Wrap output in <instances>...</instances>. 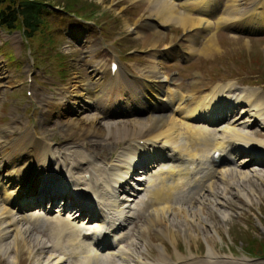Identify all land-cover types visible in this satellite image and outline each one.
Listing matches in <instances>:
<instances>
[{"label": "bare ground", "instance_id": "6f19581e", "mask_svg": "<svg viewBox=\"0 0 264 264\" xmlns=\"http://www.w3.org/2000/svg\"><path fill=\"white\" fill-rule=\"evenodd\" d=\"M238 1L144 0L147 4V18L133 21L128 25L131 31H135V34L142 35L144 47L149 48L146 56L150 63L146 68L136 67L139 76L127 78L128 70L117 62L116 57H113V61L117 64L116 68L111 71L102 62H94L92 51H88L90 57L87 62L92 68V78L83 86L82 84H80L81 86L73 85L72 96L66 97L71 111L77 115L70 119L68 124L82 131L81 140L76 146L81 150L84 142L91 136L104 138L110 135L115 139L116 144L123 139H125V144H121L111 160L102 163L96 162L91 154L79 151L74 158V167L76 165L78 168L68 169L65 175L69 177L70 191L73 193L70 194L72 199L75 200L76 195H79V198L88 197L97 206L101 205V217L95 216L94 219L97 221L89 224L87 220L92 216L83 217L78 221L76 215H58L57 211H60L63 206L67 207L63 201L56 204V213L48 215L50 210L47 211L46 208L52 205L49 195L45 196L46 204L43 203V200L32 203L33 195L36 196L41 192V183L38 181L40 175L46 176V173L38 170L40 163L48 162L55 155L51 151L50 145L39 137H35L32 131L31 136H28L27 145L23 148L24 152L20 158L18 157L20 164H11L9 157L0 154V254L8 257L10 264L18 262V257L22 256L24 252H27L30 264H64V262H66L65 264H225L232 262H225L218 258L213 246L214 238L219 237L215 229H212V235L205 239L206 256L201 259L197 258V260L192 259L194 254L186 255L178 252L175 253L174 258H170L162 241L166 239L174 241L173 228L176 217L182 218L185 222V228L179 232L185 240L191 239L190 225L205 223L202 215H207V208L220 213L222 218L225 217L226 213L222 206L224 200L228 202V199L223 197L227 192V186H232L237 178L243 182L247 180L246 174L240 170V167H222L220 170L223 179L222 186L214 191L212 188L213 179L210 184L206 183L203 189L204 193L199 194L200 203L191 205L184 202V205H188V207H184L183 204L177 203L175 200L184 201L185 198L182 194L177 195L175 191L179 188H190L197 185L209 175L211 170H214V168H210L207 159H205L214 149H220L223 159H228L236 145L244 147L252 142H257L264 147V141L255 139L253 135H262V130L256 127L251 128L248 121L258 119L264 126V95L263 93L261 95V91L256 87L235 92L236 89L231 83L213 84L200 79L192 82L191 92H179L172 87L168 76L163 74L162 67L157 65L154 60L161 59V56L165 54L155 49L156 42L161 38L162 28L165 25L192 31V34L187 38L189 48L184 51L204 56H210L220 51L219 44L215 39L217 27L264 29V0H253L246 7H242ZM202 32H206L205 35ZM180 53L185 54L182 49ZM8 81L11 82V79ZM200 84L204 88L207 87L205 92H200L202 90ZM114 88L120 90L117 97L110 94ZM219 96L225 99L234 98V100L231 99L232 101L244 99L247 108L244 107L241 111H248L249 115L246 119L236 122L238 127H235L236 123H227L221 132L218 130L213 132L203 125L216 126L215 121L206 120L208 123H203L201 120L208 113L211 115V111L215 107L213 104ZM141 98H146V103L141 106L134 107L130 102L133 100L142 103ZM58 103V101H49L48 111L59 109L58 106L65 107L61 102L59 105ZM118 103L121 105L119 106ZM160 104H166V106L171 104V114L162 113L160 110L165 106ZM149 106L151 110L153 107L158 108L156 113H151V111L141 118L137 115L126 119L120 118L124 115H132L131 110H141ZM90 108L98 110L101 116H97L95 113L82 114L80 112L78 114V109L83 111ZM126 108L132 109L120 112ZM131 145L136 149L142 148L141 154H147L145 161H142L143 158L140 159L141 162L139 161L137 152L133 153L134 149L129 147ZM28 147L36 149L34 151L39 156L37 157L39 164L31 165V161L27 159L29 156L26 154ZM62 154L65 159L68 158L66 156L68 153H61L60 150L56 153L57 156ZM155 156L159 157L154 158ZM151 161H155L152 165L153 168L145 169L147 163ZM135 164H142V171L136 178L148 177L146 182L137 183V190L130 189V192L133 191V193L142 196L138 203L142 205V209L138 208L139 205H132L131 201L134 199L131 196H123L119 193L118 189L123 188L122 186H116L121 183L131 166ZM3 166L7 167L4 169L5 173L1 171ZM29 166L33 171L27 174V183L30 179L35 181L34 183H38L33 187H28V194H26V189L21 192L22 197L28 196L27 199H23L21 204L26 202L25 205L33 206L25 211L17 208L15 201L18 200V196L14 189L18 188L19 183H25L24 174L30 170ZM237 170V175L231 176ZM55 174H58L57 171ZM227 174L230 175L227 176ZM256 174L255 172L254 175ZM49 175L52 177L53 174ZM262 176L264 174L260 175V177ZM211 178L214 177L211 176ZM58 179L59 186L66 183L60 175ZM8 184H11L12 187H8ZM86 187L97 189L92 192L91 198L78 190V188L85 189ZM54 188L59 190V187ZM243 188L247 187L243 186ZM66 201H69L67 197ZM10 202L12 205H9ZM87 204L89 205V203ZM89 209L91 208L85 210L89 212ZM45 211L47 212L45 213ZM78 211L82 213L84 209L78 206ZM137 212L144 213V220L143 225L138 228L131 239L130 245H133L134 248L115 246V243L117 244L120 239L127 237V235L121 234V229L132 221ZM54 215H56L55 218ZM73 217L75 218L72 219ZM190 220L192 223L189 222ZM50 222H52V226ZM147 224L154 227L157 242H152L146 237L150 231ZM114 225H116L115 229L119 227V231L111 229ZM31 226L38 231L31 232ZM42 231L44 234L41 233ZM87 232L89 236L84 239ZM112 233V240L109 242L110 249L100 251L96 245L99 236ZM128 239L130 237L126 241ZM148 248L156 250L154 256L149 252H144ZM142 252L151 258L142 256Z\"/></svg>", "mask_w": 264, "mask_h": 264}, {"label": "rangeland", "instance_id": "374dc122", "mask_svg": "<svg viewBox=\"0 0 264 264\" xmlns=\"http://www.w3.org/2000/svg\"><path fill=\"white\" fill-rule=\"evenodd\" d=\"M50 1L55 7L53 9L55 11H51L46 16V23L42 30L36 32L31 39H25L18 29L10 31L0 27V127L9 124L14 126L12 130L5 133V138H0L1 140L4 139L3 141L7 140L2 147L7 154H12L11 157L16 162V159L20 158L24 152L23 148L27 144L26 137L32 127L38 135H42L46 141L52 144V151L55 149L56 152L60 150L61 153L70 154L66 155L68 156L67 160L62 154L59 156V160L56 159V163L60 164L62 162L64 167H69V161L75 158L76 153H79V151L91 154L94 160L96 159V162L102 163L100 160L110 158L108 155H114L121 144H116L114 142L115 139L111 135L104 138L91 137L84 142L82 148L79 145L81 148L79 150L76 145L81 140L82 131H79L76 127L69 126L67 123L77 115H74L75 112L71 111V106L66 97L72 96L73 85L82 84L83 86L92 78V68L87 62L90 57L89 50L92 51L91 55L94 62H102L105 65H108L111 59L110 54L113 55V52L115 53L113 57L117 58V52L120 55V61L123 62L129 71L136 75L139 74L136 67L146 68L149 65L150 61L146 56L149 48L144 47L142 35L135 34V31H131L128 27L133 21L147 18V4L144 0ZM245 1H248L246 5L241 4V2ZM245 1L239 0L238 3L242 7H246L253 0ZM68 11L82 13L80 16L83 17L88 16L87 13H89L88 18L91 19H86V22L79 23V21H76V17L68 14ZM226 29L230 28L226 27ZM178 30L179 28L176 26H163V34L156 42L155 49L158 50L157 48L165 43V38ZM240 31L248 32L249 34H237L238 36H236L232 35L236 33L218 31L216 38L220 51L217 53L222 55L223 51H225V55L212 62H207L205 58L214 54L210 56L202 55L205 57L203 58L196 53L180 54V52L176 51V49L187 50L189 48L187 38L192 34V31H183L181 29L180 37L175 41L176 45L172 49L173 51H166L161 56V59L154 60V62L162 67L160 68L163 74L168 76L172 87L179 92H191V84L189 83L198 76L203 79H210L212 81L210 83L213 84L231 83L238 92L243 89L253 88H239L234 85V82L221 81L232 78L251 79L254 77L252 74H257L264 78V34H261L264 31H248L246 29H240ZM188 34L189 36L186 37ZM163 46L166 47V44ZM12 53L15 58H13ZM233 55H237V60L232 57ZM249 58L259 64L249 63L247 69L242 68L246 65V62H250ZM14 59L18 60L17 68L15 67L16 61ZM31 59L33 60L32 63ZM230 71H232V74L229 73ZM26 72L31 79L30 82L28 81V85L30 84V94L28 95H26L25 91L26 83L23 85V80L26 79ZM209 73H212V75H208ZM222 73L223 75L220 76ZM242 74L244 77H242ZM9 79H11V82L8 81ZM236 84L240 85V83ZM188 85L189 87H187ZM114 90L117 89L114 88ZM114 90L110 93L112 95L114 92L112 96H115ZM203 91H206L204 86H202L200 92ZM119 93L120 90L117 91L116 96ZM260 94L262 95V93ZM49 95L53 97L54 101L65 105V107L58 106L59 109L54 110L59 115L62 113L61 116H57L55 112H49L48 108L49 114L43 113L46 104L44 98ZM90 109H84L83 111L78 109V114L80 112L82 114L95 113L97 116H101L100 113L95 112V109L88 112ZM10 112L13 113L11 116ZM13 116H15V119H13ZM120 118L126 119V115ZM207 125L203 126L207 127ZM255 127L262 130V135H264V126L261 123L260 126L251 128ZM11 137L15 138L16 141L10 139ZM255 139L264 141V138L255 137ZM108 151L112 152L109 154ZM26 154L29 155L28 160L33 163L35 161L34 165L38 163L37 157L39 156L35 151L33 152V149L30 151L27 149ZM241 159L244 160L245 158ZM220 165L229 167L232 163L222 162ZM220 169H222L221 166L219 167ZM240 170L246 174L245 178L248 182L247 180L246 182L239 181L237 178L232 186H227V192L224 193L223 197L228 199V202L224 200V205L222 206L223 211L226 213L225 217L222 218L219 215L220 213L218 214L207 208V215H202L205 223L190 225L191 239L189 240L182 238L181 233H179L181 229L185 228V222H183L182 218L176 217L173 228L175 242L169 239L162 241L165 251L170 253L173 258L176 252H182V254L186 255L194 254L193 260L206 256L207 244L205 239L211 236V230L215 229L219 237L214 238L213 246L218 258L225 262L232 261L225 264H264V256H252L243 249L250 241H261L264 239V176L260 177V175L264 174V166H260L255 162L241 163ZM255 172L257 173L256 175H254ZM237 173L238 171L233 172L231 176L234 174L236 176ZM214 174H216L215 176L212 175L214 178L210 177L206 182L213 179L216 183L214 191H217L222 186L223 179L221 176L218 177L215 171ZM229 175L227 174V176ZM132 183L136 184L135 182ZM243 186L247 188L244 189ZM242 190L243 192H241ZM240 192L244 195H241ZM135 195L137 194L131 191L127 196L138 200L139 203L142 196L140 194ZM135 200L133 201L134 203ZM133 202L132 205H136ZM182 206L188 207V205L184 204ZM139 215L137 222L133 219L131 221H135V224L132 223V233L134 234L143 225L144 213L139 214L137 212L134 216ZM189 222L192 223V220ZM31 227V232L38 231L35 227ZM41 233L44 234V231ZM132 233L128 234L130 239L127 241L125 238L122 239L124 245L121 246L133 247V245H130L133 238L131 237ZM147 234L148 239L149 235L151 237L150 241L157 242L154 227ZM123 235H126V233H123ZM117 243L120 244V240ZM136 252L139 251L136 250ZM144 252H149L152 255L156 250L148 248ZM0 264H10L8 257L0 254ZM15 264H30L27 252L19 256L18 262Z\"/></svg>", "mask_w": 264, "mask_h": 264}, {"label": "trees", "instance_id": "16d2710c", "mask_svg": "<svg viewBox=\"0 0 264 264\" xmlns=\"http://www.w3.org/2000/svg\"><path fill=\"white\" fill-rule=\"evenodd\" d=\"M49 0H0V23L9 28H22L30 37L37 27L44 25L41 13ZM243 249L251 255H264V239L250 241Z\"/></svg>", "mask_w": 264, "mask_h": 264}]
</instances>
